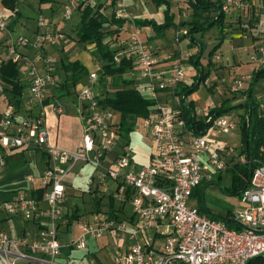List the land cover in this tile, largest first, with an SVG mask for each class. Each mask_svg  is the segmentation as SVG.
Segmentation results:
<instances>
[{
	"label": "built area",
	"instance_id": "1",
	"mask_svg": "<svg viewBox=\"0 0 264 264\" xmlns=\"http://www.w3.org/2000/svg\"><path fill=\"white\" fill-rule=\"evenodd\" d=\"M99 1L65 0L62 19L70 20L79 3L92 5ZM231 7L247 10L249 5L243 0H224L222 11L228 13ZM116 17L122 16L116 12ZM43 23V18H39L38 24ZM7 29V20L0 18V32ZM55 39L52 34L33 38L10 37L7 58L20 63L18 47L42 50L45 45H54ZM121 43L125 45L115 53L113 62L118 65L122 60L132 61L136 78L141 81L139 93L156 102L154 111L142 119L138 127L150 138L157 163L137 167L130 151L126 150L110 166H103L116 145L113 134H117L119 125L114 112L100 103L101 96L96 90L97 71L88 74L87 84L76 88L77 112L84 116L81 145L75 151H68L52 144L46 127L44 101L48 88L56 84L55 59L43 56V75H39L29 61L22 63L28 67L30 79L27 104L36 102L40 109L35 116L19 122H15L12 106H7L0 115V168L5 167L9 152L31 148L43 150L49 166L40 177H29L28 182H39L46 206L40 207L36 200L25 195L1 204L7 215L20 216L32 224L34 232L24 231L19 236L1 232L0 260L4 264H56L61 249L57 224L65 216L63 181L68 171L79 164L101 167V179L119 182L121 201H124V191L128 188L140 229H154L155 233L165 236L160 250L147 244H134L127 251L116 249L112 264H247L253 258L264 256V165L253 170L247 187L238 197L240 208L234 213V220L240 225L239 230L229 229L222 221L200 215L196 207L188 204L192 190L225 171V160L234 155L233 148L218 150L208 141L209 133L214 137L228 135L233 130L230 115L214 119L205 135H192L175 112L179 106V97L175 93L185 80L182 65L175 64L166 77L155 74L157 59L136 32H131ZM256 54L250 59L257 66L263 65L264 46H259ZM4 62L0 59V66ZM205 83L208 85L207 81ZM229 87L233 92L239 91L243 80H234ZM3 92L0 78V94ZM159 93H165L173 107L158 101ZM51 110L61 115L64 106L55 101ZM208 110L204 109L205 115ZM195 112L196 117L201 116ZM206 121L209 122L210 117ZM78 228L81 233L70 241V246L85 250L87 237L100 240L104 232L114 229L119 234L126 225L105 219L95 225L82 223Z\"/></svg>",
	"mask_w": 264,
	"mask_h": 264
},
{
	"label": "crops",
	"instance_id": "2",
	"mask_svg": "<svg viewBox=\"0 0 264 264\" xmlns=\"http://www.w3.org/2000/svg\"><path fill=\"white\" fill-rule=\"evenodd\" d=\"M61 1L54 0L53 3H40V0H18L17 15L5 9L0 2V14H3L8 21V39H10L12 35L10 32L13 30L15 24L17 25L20 20H22L20 24L23 26L24 30L32 31L29 38L50 34L56 36L55 44L45 45L42 50H36L31 47H18L17 53L21 58V62L18 63L19 66L21 63L29 61L35 67L37 73L43 75L44 55H49L55 60H59L63 57L62 52L58 51V49H61L60 45L64 44L63 33L69 34L71 30L75 32L80 13L78 10H74V13H77V19L74 22L71 19L68 22H63L61 15L62 6L60 5ZM174 1L175 0H171V2ZM211 1L215 2L216 0ZM243 1L249 5L247 10L231 7L230 11L225 13L222 44L212 56L209 66L204 69V73H208L206 81L212 88L211 91L217 89L222 90L224 87H229L230 83L237 79L243 80L244 90L247 87L252 72L258 67L250 57L256 54V50L259 46H264V0ZM222 2H224V0H222ZM181 6L187 7L185 0L184 4ZM248 10H250V15H248ZM39 18H43V25L38 24ZM33 19H36V25L34 27L32 23L28 22ZM178 19L179 22L190 20V18L186 17L184 20H181L180 17ZM24 25H26V28ZM126 26L130 33L136 32L138 34L140 41L145 43L150 53L157 58V63L154 66L155 74L166 77L171 72L172 67L180 61H184L181 63L183 71L185 67H192L187 59L193 53H190L188 50L182 51L181 49L179 51L169 52L159 51L160 49L153 51L147 43V41H152L156 37L150 27L139 29L135 28L130 23H127L125 27ZM213 29L216 31L215 35L212 34L210 41H205L208 46L210 45L208 52L219 42L218 31L215 27ZM213 29L211 30L213 31ZM130 33H128V35ZM176 33H179V30H177ZM182 34L184 35L185 31H182ZM127 37L124 38V40L127 39ZM8 39L5 37L4 40L0 41V46L4 47V52L2 54L0 53V59L5 60V62L10 61L7 58V48L9 46ZM183 39H185V37ZM122 40L123 39H121V41ZM56 45L57 47H55ZM54 52L57 53L55 57L52 54ZM35 60H37V62H34ZM69 60L79 61L88 70V74L98 71V64L89 51H77ZM136 76L137 74L134 71L124 76V78L138 87L141 81H139ZM21 79L24 80L23 78ZM27 80V86L23 89V91L26 89V92L22 93V106L15 114V122L35 116L40 109L36 102L32 105L27 104L30 85L28 71ZM84 83H88V78ZM80 85L81 84L78 86ZM183 85H188L185 83V80L183 81ZM97 90L98 92L100 91L99 89ZM252 94L259 103L260 111L264 116V79L256 83ZM49 96H51L50 89L46 92V99ZM75 97L76 95L72 101L68 102H63L62 99L54 97L53 99H47L44 103V110L47 117L49 116L53 123L56 124L55 130H53V127L46 122L50 142L58 148L68 151H75L81 145L84 126V116L77 112L78 106ZM230 97L231 95H229L228 98ZM157 98L158 101L167 103L169 106L173 107L172 104L168 103L169 97L165 93H159ZM193 100L195 101V99ZM55 101L61 102L64 106V112L61 115H56L51 110V106ZM232 103L235 104L234 101H232ZM220 104L221 102L216 107ZM7 106L6 97L0 94V115ZM35 108L37 109L36 111H34ZM208 108L210 109L211 107ZM71 113L78 115L81 128L78 137H69L67 134V126H70L71 119L69 115ZM200 113H202L201 116H203L200 118H204L205 112L201 111ZM197 118H199V116H197ZM116 119L118 120L117 115ZM140 122L141 120L137 125H139ZM61 126L64 129L63 132L60 131ZM116 135H118V132ZM210 138L214 137H208L211 146L215 149L222 150V148L214 146ZM125 143L119 144L118 149L116 146L114 147L112 152H110L104 160V167L110 166L113 160L126 150L130 151L132 162L137 167L157 163L152 142L142 130L131 133L129 135L128 145ZM38 153H41V160H36V155H38ZM48 166L49 163L46 155L43 150L38 148L7 153L6 165L0 168V206L3 202L14 200L19 195H25L36 200L39 206L44 208L46 204L43 198L36 199L34 197V193L40 190L39 182L36 181L31 184L28 182V178L40 177ZM225 171H227V169ZM225 171L219 173L217 177H220ZM100 176L101 167H95L90 164H79L69 170L64 178L63 207L65 216L57 224L61 249L59 256L55 259L56 264H112V257L116 249L127 251L128 248L134 244H147L155 250H160L164 245V235L155 233L154 229H140V221L137 216L132 213L130 203L131 191L127 188L124 191V201H121L118 197L120 189L119 182L101 179ZM212 180H214V178ZM212 195L211 197L215 199L214 201H218L216 204H219L221 208H218V210H220L218 213L225 215L226 213L234 214L236 212L232 206L226 202L225 198H218L214 193ZM111 197L113 198L112 208H110L109 205V198ZM128 207L131 211L130 216L126 214ZM207 207L210 208L208 205ZM105 212H107V214H105ZM65 217H70L71 219H64ZM105 219L112 220L115 223H124L126 228L119 234L114 229H110L103 233L100 240L87 237V248L85 250H78L70 246V241L76 239L81 233L78 228L79 224L86 223L95 225L99 221ZM24 231L33 233L34 226L24 221L20 216L7 215L0 207V233L7 232L11 236H19L22 235ZM28 241L30 242V239ZM0 264L4 263L0 260Z\"/></svg>",
	"mask_w": 264,
	"mask_h": 264
},
{
	"label": "trees",
	"instance_id": "3",
	"mask_svg": "<svg viewBox=\"0 0 264 264\" xmlns=\"http://www.w3.org/2000/svg\"><path fill=\"white\" fill-rule=\"evenodd\" d=\"M61 1V0H60ZM156 6L165 3V0H151ZM1 5L17 15L18 0H1ZM54 0H40V3H53ZM65 0L60 2L63 6ZM187 8L191 11L190 20L174 22V17L169 15V5L167 4L166 18L164 23L157 25L153 20H138L117 18L114 11L107 16L104 14L105 5L97 2L95 4L79 3L75 10L80 13L79 21L75 27L76 40L79 44H91L93 49L91 56L98 64V81L96 90L105 85L106 81L112 85L113 89L109 93H99L102 97L100 103L118 116V135L129 143V135L137 127L138 122L154 111L155 100L148 99L139 93L138 87L131 81L124 78L127 74L135 71L134 64L130 60H122L118 65L113 62V57L122 48L112 47V42L121 43L120 34L125 29L127 23L135 28L150 27L153 32L162 35L167 28L187 27L184 37L188 40V47L195 46L198 51L188 57V63L195 69L196 74L189 85L180 84L176 90L179 97V106L175 109L178 116L184 121L187 130L196 136H203L210 128L212 121L222 115H230L233 109H242L243 114L239 120L240 146L238 155H232L225 160L227 171L232 174L230 187H221L220 177L217 180L201 182L191 193L190 199L197 202V210L200 215H205L210 219L222 221L229 229L239 230L240 225L234 220V214L226 213L222 215L207 207L204 195L207 189L217 187L221 194L227 197H239L241 192L247 187L251 173L257 167L264 165V116L260 111V105L253 97V88L259 80L264 79V64L258 66L251 74L247 87L241 91L242 100L233 106L225 105L224 102L218 107L210 108L207 114L198 120L196 117L194 101L189 99L200 85H204L208 73H204V67L200 64L201 56L206 49L204 36L214 27L219 34V42L208 52V63L223 40V29L225 13L222 11V0H185ZM107 34V35H106ZM109 35V36H108ZM123 47V46H122ZM55 60L56 68L54 75H60V79L55 86L48 89L51 96L47 99H61L66 95L70 101L73 100L76 88L83 84L88 78V70L79 61ZM0 78L4 87V95L8 106H12L16 114L22 106V93L25 88L23 80L19 77L18 63L7 61L0 66ZM58 84L60 85L58 87ZM85 84V83H84ZM61 90V86H68ZM98 91V90H97ZM44 103L46 102V100ZM233 95L226 100L232 102ZM210 121L207 122V118ZM242 160V162H241ZM230 167V168H229ZM35 194L36 199L42 197L43 191L40 189ZM113 198H109V205L112 208ZM75 217V216H74ZM227 219H224V218ZM247 264H264V256L256 257Z\"/></svg>",
	"mask_w": 264,
	"mask_h": 264
},
{
	"label": "rangeland",
	"instance_id": "4",
	"mask_svg": "<svg viewBox=\"0 0 264 264\" xmlns=\"http://www.w3.org/2000/svg\"><path fill=\"white\" fill-rule=\"evenodd\" d=\"M99 2L105 5L104 14L107 16H110L112 11H114L115 14L116 12H119L122 16L121 18H126L127 20H131L132 18L138 19V20H153L157 25H161L165 21L167 4L169 5V11H168L169 15L174 17V22L176 23L179 22V19H178L179 17L181 18V20H184L185 17L190 18V14H191V11L187 7L181 6L182 4H184V0L174 1L175 3L171 2V0H165V3L167 4H161L160 6H156L151 0H100ZM250 14H251L250 10H248V15ZM2 17L3 19H5V16L3 14H0V18ZM76 19H77V13H74L73 11L71 15V20L74 22ZM68 21L63 20V22H68ZM21 22L22 20H20L19 23H17V25L15 24L13 30L10 32L12 33L11 37L16 38L20 35L29 37L32 34L31 33L32 31L24 30L23 26H21L20 24ZM28 22L32 23L33 27L36 25V19H33L32 21H28ZM24 27L26 28V25H24ZM187 29H188L187 27L179 28L178 29L179 33H176V30L170 27L164 30L162 36H158V34L153 32L152 30L153 34L156 37L152 41H147V43L153 51H155L156 49H160L159 51L169 52V51H179L181 49L182 51L188 50L190 53L195 54L198 51V48L195 46H192L191 48L188 47V44H189L188 40L186 38L183 39L184 35L182 34V31L186 32ZM7 31L8 29L6 31L0 32V41L4 40L5 37H7L8 39L9 35L7 34L8 33ZM128 33H130V31L128 27L126 26L123 32L120 34V38L121 39L126 38L128 36ZM215 33L216 31L214 29L213 31L210 30L204 36V41H210L212 34L215 35ZM8 41L10 42V39H8ZM63 41H64V44L60 45L61 49H58V51L62 52V56H63L62 60H68L77 51L86 50L90 52L93 49V45L91 44H85V45L79 44L76 40V35H75L74 30H71L69 34L63 33ZM124 45L125 43L112 42V47L114 48H123L122 46ZM55 47H57V45ZM209 47L210 45L208 46L206 44V49L203 52L204 55H202V58L200 59V64L204 67V69L207 68ZM3 52H4V47L0 46V53L2 54ZM52 54L54 57L57 55V53L55 52ZM34 62H37V60H35ZM183 62L184 61H180L179 64ZM27 71H28L27 67L21 63V65L19 66V76L24 79L23 83L25 84V87L27 86V81H28ZM184 74H185V83L189 85L192 83L193 76H195L196 71L193 67H190V68L185 67ZM59 79H60V75L58 74L55 75V83L58 82ZM59 86L60 85L58 84V87ZM70 87H71L70 85L63 86V87L61 86V90L62 88L65 89V88H70ZM112 89H113L112 85L109 83V80H107L105 85L101 87V93L103 94L109 93L112 91ZM224 89L222 90L217 89V90L211 91L212 88L209 85H206V83H204V85H200L198 90H196L194 93L191 94L189 99H192V100L195 99V101L193 100L194 106H195V110L198 113H200L201 111H204L205 107L206 108L216 107L220 102L221 103L224 102L225 105L228 104L229 106H233L234 104L232 102L226 101L229 99L228 98L229 95H233L234 99L232 101H234L235 104H238L239 101L242 100L241 91L243 89L236 91V92L231 91L230 87H224ZM25 92H26V89L23 91V93ZM2 94L4 95V92ZM61 99L63 102L70 101L69 98H66V95H64V97H62ZM36 110L37 109L35 108L34 111ZM229 114H230V119L234 124L233 130L228 135L217 134L216 136H214V138H210V139L214 146L220 147L222 149L226 147L233 148L234 149L233 154L238 155L239 146H240V131H239L238 124H239L240 117L243 114V110L239 108L233 109L230 111ZM69 116L71 119H70V126H67V134L69 137H72V136L78 137V133L80 134V130H81L80 125H79L78 115L71 113ZM200 117H203V116H200ZM200 117L198 118V120H202V118ZM46 122L50 124L51 127H53V130H55L56 124L53 123L51 118L49 116L47 117V115H46ZM63 130L64 129L61 126L60 131L63 132ZM137 131H140L138 126L135 127L133 132H137ZM209 136H211V133H209L208 137ZM52 138L54 139L53 135H52ZM113 138L115 140V144H116L115 146L117 149L119 148V144L125 143V140L119 135L113 134ZM36 160H41V153H38V155H36ZM218 178L219 177L215 176L214 180H217ZM231 180H232V174H230L228 171H225L223 174L220 175L221 187L223 188L230 187ZM213 193L218 198H221V199L225 198L226 202L232 206L234 211H237L240 208V204L238 202L237 197H233V198L227 197L221 194L220 191L217 189V187H214L213 189L212 188L207 189L206 194L204 195L205 203L214 212L218 213L220 211L218 210V208L219 209L221 208L219 207V204H216V202L218 201H214L215 199L211 197ZM188 204L190 206L197 207V202L195 201V199L194 200L189 199ZM126 211H127L126 214L130 216L131 211L129 207L127 208ZM132 213H133V210H132ZM105 214H107V212H105ZM64 219L68 220L71 218L65 217Z\"/></svg>",
	"mask_w": 264,
	"mask_h": 264
},
{
	"label": "water",
	"instance_id": "5",
	"mask_svg": "<svg viewBox=\"0 0 264 264\" xmlns=\"http://www.w3.org/2000/svg\"><path fill=\"white\" fill-rule=\"evenodd\" d=\"M224 218V217H223ZM224 219H227V218H224ZM227 220H229V219H227Z\"/></svg>",
	"mask_w": 264,
	"mask_h": 264
}]
</instances>
